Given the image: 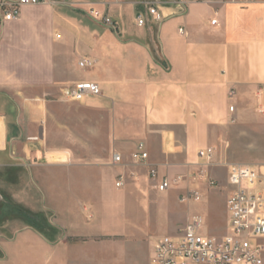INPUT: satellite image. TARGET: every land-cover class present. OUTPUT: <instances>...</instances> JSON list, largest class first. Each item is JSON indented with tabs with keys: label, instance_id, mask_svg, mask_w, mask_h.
<instances>
[{
	"label": "crops",
	"instance_id": "crops-1",
	"mask_svg": "<svg viewBox=\"0 0 264 264\" xmlns=\"http://www.w3.org/2000/svg\"><path fill=\"white\" fill-rule=\"evenodd\" d=\"M150 2L163 16L159 23L147 14ZM90 8L110 17L115 28L93 20ZM138 14L143 27L135 24ZM83 59L91 66L81 68ZM78 82L96 84L99 95L66 100L63 89ZM261 116L264 0L245 8L229 0L24 6L17 20H0V181H9L0 197L31 213L53 214L47 224L58 237L9 217L8 226L21 229L0 236V264H81L62 249L98 235L82 224H109L103 219L113 208L110 198L129 199L145 221L166 217L174 224L171 234L147 241L150 264L155 240L200 217L190 206L202 199L181 203L185 183L166 192L154 186L163 177L205 170L195 164L207 148L213 150L208 173L218 176L224 128ZM138 144L148 154L144 165L131 159ZM115 154L119 163L112 162ZM150 168L157 179L149 177ZM118 179L122 186L116 188Z\"/></svg>",
	"mask_w": 264,
	"mask_h": 264
},
{
	"label": "built area",
	"instance_id": "built-area-1",
	"mask_svg": "<svg viewBox=\"0 0 264 264\" xmlns=\"http://www.w3.org/2000/svg\"><path fill=\"white\" fill-rule=\"evenodd\" d=\"M48 0H0V20L12 22L20 17L24 6H35ZM245 8L257 0H229ZM147 14L155 22H161L163 16L155 3H147ZM89 16L104 26L115 28V23L102 12L90 8ZM216 21H212L215 24ZM137 27L145 25L142 14L135 17ZM81 68H88L91 62L83 59ZM66 100L81 103L86 98L98 96V86L91 82H78L63 89ZM233 91L229 92V97ZM232 111V108H230ZM213 150H199L197 158L201 160L195 166L201 167L211 162ZM148 158L143 145L138 144L131 154L136 164L144 165ZM120 156L112 157L113 163L120 162ZM229 192L225 201L227 214L226 233L215 238L207 234L204 221L199 216L192 217L178 228L173 235L162 236L155 240L150 264H264V165L252 166L242 164H225ZM152 180L157 179V171L148 169ZM202 182L206 187H215L216 182L209 178L206 170L197 169L186 175L176 176L173 180L161 178L154 186L158 192H166L172 187L185 183L186 189L179 196L181 203L197 202L201 194L190 184ZM122 186L121 179L115 187ZM193 186V185H192Z\"/></svg>",
	"mask_w": 264,
	"mask_h": 264
},
{
	"label": "rangeland",
	"instance_id": "rangeland-1",
	"mask_svg": "<svg viewBox=\"0 0 264 264\" xmlns=\"http://www.w3.org/2000/svg\"><path fill=\"white\" fill-rule=\"evenodd\" d=\"M219 147L221 162L215 167L222 169L220 174L212 177L208 173V169L213 167L212 164L204 166L208 177L216 182V186L200 187L199 192L202 199L190 206L193 214L201 215L200 218L204 221L207 234L215 238H220L226 233L225 201L230 189L223 163L264 165V116H261L258 121L241 126L228 125L225 127L223 133L220 134ZM8 188L9 181H0L2 193L7 194ZM108 201L113 208L107 210L109 214L103 221H109V224H99L100 221L99 223L97 221L98 224H82V226H91L93 232L97 231L98 235L90 240L81 238L71 247L62 249L61 254L76 259L82 258L81 264H147V241H151L150 237L171 234L169 230L174 224H168L169 221L166 217L162 221L155 217H150L145 221L132 211V203L127 198H110ZM3 204H7L5 206L8 207L9 212L13 210L10 197H4L0 201V236L4 234L11 236L21 227L18 225L8 226L6 221L12 216L14 217V214L9 218L8 213L1 212L5 207ZM101 211L99 210L98 213L101 214ZM155 212L158 215V212ZM33 215L35 226L40 233L58 237V230L47 224L48 219L50 221L55 219L53 214L46 212V214L33 213ZM152 215L155 216V213L153 212ZM69 225L72 228L79 226V224ZM146 236L149 238H145ZM65 244L69 243L65 242Z\"/></svg>",
	"mask_w": 264,
	"mask_h": 264
},
{
	"label": "trees",
	"instance_id": "trees-1",
	"mask_svg": "<svg viewBox=\"0 0 264 264\" xmlns=\"http://www.w3.org/2000/svg\"><path fill=\"white\" fill-rule=\"evenodd\" d=\"M5 205H7V204H5ZM12 208H13V210H11L9 212L8 207L5 206L4 208H2L3 209L2 212L8 213V215H9L8 217H11L12 214H14V216L21 217L29 226L33 227L36 231L39 232L38 228L35 226V218H34L33 213L31 214V212L27 211L26 209L22 208L21 206L14 205V204H12Z\"/></svg>",
	"mask_w": 264,
	"mask_h": 264
},
{
	"label": "water",
	"instance_id": "water-1",
	"mask_svg": "<svg viewBox=\"0 0 264 264\" xmlns=\"http://www.w3.org/2000/svg\"><path fill=\"white\" fill-rule=\"evenodd\" d=\"M2 199H1V197H0V201H1Z\"/></svg>",
	"mask_w": 264,
	"mask_h": 264
}]
</instances>
